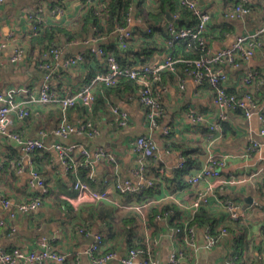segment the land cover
Masks as SVG:
<instances>
[{"label": "crops", "instance_id": "obj_1", "mask_svg": "<svg viewBox=\"0 0 264 264\" xmlns=\"http://www.w3.org/2000/svg\"><path fill=\"white\" fill-rule=\"evenodd\" d=\"M97 1L5 0L0 3V43H6L0 49V94L9 98V92L14 90L15 101L26 104L29 110L26 116L13 112L7 131L43 138L45 142L44 149L28 155L7 134L0 132V198L12 200L9 207L0 202V247H18L29 252L38 248L40 237H45L59 252L68 255L69 264H97L88 249L95 236L102 234L103 243L96 255L107 251L116 253L113 259L102 264H119L131 248L151 249L162 264L167 263L173 252L183 253L180 264H224L232 254H237V264H264V172L253 181L224 186L214 192L208 189V179L181 187L170 179L181 162L187 180L199 175L212 154L228 156L227 164L222 167L226 176L248 175L264 167V147L250 148L252 140L264 141L259 135V113L264 111V82L254 92L259 104L254 113L246 116L240 111L229 110L228 118L220 122V128H213L219 119V110L213 104L214 88L208 84L200 86L193 78L185 77L181 66L176 71L164 72L154 83L165 108L160 126L154 130L149 127L137 82L138 85L127 86L123 81L109 88L97 85L98 100L91 111L80 104L64 111L61 107L28 102L31 94L39 93L50 70L52 87L61 95L73 93L89 83L98 71L105 70L104 57L93 54L90 51L92 46L119 50L122 60L131 65L156 64L173 54L161 33L154 34L153 40L145 38L137 29H147L152 22L167 27V15L169 12L173 15V11L169 9L163 20L147 21L137 15L136 6L132 7L127 27L133 32V38L122 47L120 31L99 37L93 34V25L85 26L84 18L93 4L98 7ZM142 1L148 8L156 7L155 0ZM239 1L199 0L211 15L207 27L211 53L229 48L238 37L253 33L264 24V0H246L249 12L232 17L230 14ZM57 4L62 6V12L53 11ZM40 8L45 12L48 38H43V33L32 35V15ZM192 22L187 13L177 24L179 27L189 26ZM84 27L88 31L87 37L81 33ZM59 28L66 29L69 34L57 33L49 40V33ZM92 39L94 41L88 44L84 42ZM261 41L255 54L241 59L239 67L228 63L223 65L228 90L243 94L246 90L244 76L248 71L255 72L264 81V36ZM51 43L59 48L60 56L51 57V68L48 69L43 65V54L50 49ZM17 48L22 49V54L13 60ZM81 53L85 55L82 61L67 64L68 59ZM175 55L180 56V53ZM113 106L128 113L127 126L118 123ZM65 114L76 127L91 120L98 135L90 138L72 134L61 139L55 129ZM193 114L204 118L196 122ZM166 127L170 129L168 135L163 132ZM141 134H151L158 144L156 156L147 164L148 174L156 184L146 186L144 191L135 195L123 194L115 187L117 179L139 182L134 172L142 155L135 149L134 140ZM57 142H80L90 149L103 146L115 154L118 166L102 161L94 163L93 167L68 169L54 146ZM75 157L77 162L83 160L79 154ZM161 168L166 170V174L161 175L163 179L160 177ZM33 172L45 180L47 192L32 183ZM77 177L95 190L108 191V198L73 208L61 195L74 193ZM202 191L207 192L208 202L193 215L187 206ZM37 196L42 197V205L37 209L17 211L14 217L11 216L16 204ZM225 199L236 202L239 212L245 215L244 220L235 222L230 219L222 204ZM142 205L141 209L135 208ZM187 222L194 227L192 243L187 241L184 231ZM80 228H86L87 232H81ZM210 228H226L228 231L212 248L206 247V232ZM140 258L138 256L137 261ZM15 264L24 263L18 261Z\"/></svg>", "mask_w": 264, "mask_h": 264}, {"label": "built area", "instance_id": "obj_2", "mask_svg": "<svg viewBox=\"0 0 264 264\" xmlns=\"http://www.w3.org/2000/svg\"><path fill=\"white\" fill-rule=\"evenodd\" d=\"M5 0H0L3 3ZM63 1V0H61ZM180 7L188 9L195 19V23L191 26H181L177 24L179 20V14L173 13V19L167 23V28L171 33V38L168 44L171 45L177 40L193 39L198 43V47L201 50L199 57L191 58H175L173 55H168L162 62L156 64L142 63L139 65H131L124 63L122 60L121 52L119 50L109 49L105 46H92L90 51L93 54L104 57L106 61L105 70L98 71L91 79L89 83L80 87L73 93L61 95L57 89L52 87L51 84V70L46 74L44 82L40 87V91L37 95L31 94L28 102L38 103L40 105L48 107H61L64 111L76 104L83 105L90 111L94 108L98 96L95 91L97 85H103L105 87H113L119 84L121 78L127 80H133L140 84V100L147 110V119L151 130L157 129L160 126V119L165 113L164 105L155 91L154 83L158 82L163 73L166 71H176L181 66L182 73L185 77L193 78L200 86L210 85L214 88L213 104L219 110V119L213 128H220V122L225 121L228 118L227 111H240L246 116H251L258 108L259 104L255 97V90L259 84L263 83V79L260 78L255 72L248 71L244 76V83L246 90L243 94L239 95L235 92H231L225 86L227 74L223 68L224 64H230L233 67H239L241 65V59H247L252 57L256 49L261 46V39L264 36V24L258 27L253 33H248L237 38V40L224 50L211 53L210 41L207 36V27L211 19L210 12L203 8L199 0H176ZM246 0H240L235 6L232 17H238L249 12V8L245 6ZM54 12H62L63 8L60 4H57ZM180 13V12H179ZM34 23L32 26V35H39L44 29L47 21H45V12L42 8L34 12L32 15ZM120 34V45L126 47L129 40L133 38V32L126 27H120L117 29ZM92 40H84L85 43H90ZM6 43H0V49L5 47ZM22 54V49L17 48L13 60L18 59ZM60 56V50L56 45H53L49 50H46L43 54V65L48 69L51 68V57L58 58ZM85 55L79 54L77 57H71L68 59L67 64H76L78 61H82ZM181 87H184L182 82ZM14 90L9 92V98H5L0 94V132L7 134L12 141L20 146L24 153L30 155L34 151L42 150L45 148V142L43 138L26 137L19 132L8 133V125L11 123V116L13 112L18 113L20 116H26L29 114L27 105L19 103L13 98ZM113 111L118 117V123L121 126H127L129 124L128 113L118 106H113ZM194 121L200 122L203 120L201 115H192ZM261 126L259 135L264 137V111L259 113ZM165 135H168L170 129L168 127L163 130ZM55 134L61 139L68 138L72 134L79 136H86L93 138L98 135V131L91 120H86L76 127L72 125L66 114L59 126L55 129ZM55 148L59 151L61 161L68 169H76L77 166L93 167L94 163H100L105 161L107 163L118 166V160L115 154L108 148L103 146H97L90 149L84 146L80 142H74L71 144H64L57 142ZM135 149L140 152L142 159L138 162L139 165L136 168L134 175L139 178V182L135 183L132 179H117L115 181L116 189L123 194L135 195L144 191L146 186H155L156 181L148 174V161L152 157H155L158 151V144L151 134H141L134 140ZM264 147V141L254 139L251 141L250 148L260 149ZM75 154H79L83 157L80 162L76 161ZM228 162V156L217 157L216 155H210L208 164L202 170L199 175H193L189 178L190 184H198L202 179H208L209 190L215 191L224 186L245 183L249 180H255L262 172L264 167L256 172L248 175H224L222 167ZM184 167V163L181 162L177 166V170ZM166 170L160 169L161 175H165ZM32 183L42 187L44 192H47V186L45 180L41 178V175L37 172H33ZM61 197L66 200L73 208L78 209L85 204H96L108 198V191L95 190L92 186L77 177L74 183L73 194H62ZM0 202L9 207L12 205L10 198H0ZM208 202L207 192H199L198 196L187 206L191 209L194 215L196 211L205 203ZM223 206L228 210L230 219L235 222H239L245 219L244 213H240L238 205L233 199H225L222 201ZM42 205V197L37 196L29 201H24L16 204V210L11 212V216L14 217L17 211L29 212L37 209ZM133 207V206H129ZM142 206H135V208L141 209ZM192 215V216H193ZM88 224V222H87ZM185 233L187 241L192 243L194 240L195 232L194 227L190 223L185 225ZM181 231V228L177 229ZM81 232H87L86 228H80ZM226 228L208 229L206 232V247L212 248L218 242L222 235L227 234ZM189 237V239H188ZM103 243L102 234L95 236V241L88 249V253L93 256L95 263L102 264L110 259H113L116 255L114 251H107L103 254L96 255L101 249ZM95 254V256H94ZM182 252H173L166 264H180ZM141 256L137 261V257ZM21 261L24 264H53L58 262L60 264H69L68 255L59 252L49 240L45 237H40L38 240V248L25 252L18 247H12L10 249L0 247V264H15ZM119 264H162L152 253L151 249L143 248H131L127 254L122 257ZM224 264H237L236 257L232 256L227 259Z\"/></svg>", "mask_w": 264, "mask_h": 264}, {"label": "trees", "instance_id": "obj_3", "mask_svg": "<svg viewBox=\"0 0 264 264\" xmlns=\"http://www.w3.org/2000/svg\"><path fill=\"white\" fill-rule=\"evenodd\" d=\"M155 3H156L155 8H148L143 5L142 0H138V1L137 0H98L96 2L98 7L96 8V5L94 6L93 4V6L89 9L86 17L84 18L85 26L93 25L95 27V30L93 32L94 35L99 36V37L106 36L120 27L127 26L128 20L131 17L132 7L134 6H136L137 8V15L141 16L143 20H147V21L153 20V19L158 20V21L163 20L167 11L170 9L174 13L179 14V19L182 18V15H185L187 13L190 14L193 19V22L189 26L195 23V19L192 16L191 12L186 8L180 7L179 4L176 2V0H155ZM137 29L147 39L154 40V34L158 32L161 33L164 39L166 40L167 48L173 52L172 55L175 58H181V59L191 58V57H199L201 55V50L198 47V43L193 39L177 40V41H174L171 45H169L168 41L171 38V33L169 29L167 27H163L162 25H157L155 22L149 23L147 29H144V28L141 29L140 27ZM66 32L67 30L62 29V28L54 30L51 33H49L51 34V37H49V40L56 37L57 33L62 34ZM81 33H82V36L87 37L88 35L87 28L84 27ZM40 34H42L41 36L43 38H48L47 37L48 33L46 29H44ZM67 34H69V31L67 32ZM53 45L55 44L51 43L50 48ZM176 53H180V56L175 55ZM124 63L126 64V62ZM123 81H126L125 83L127 84V86L133 83L138 85L135 81L127 80L124 77L120 79L119 84ZM100 86H103V85H100ZM37 151H40V150H37ZM163 178L164 177H162V179ZM170 179L176 184H178L180 187L183 186L184 184L189 183L188 180L185 178V172L182 169L176 170L175 175L170 177ZM90 182L92 183V181ZM169 208L170 207L166 209H169ZM232 256L236 257V261L238 260L237 254H232Z\"/></svg>", "mask_w": 264, "mask_h": 264}, {"label": "water", "instance_id": "obj_4", "mask_svg": "<svg viewBox=\"0 0 264 264\" xmlns=\"http://www.w3.org/2000/svg\"><path fill=\"white\" fill-rule=\"evenodd\" d=\"M167 19H168V20H172V19H173V16L171 15L170 12H169L168 15H167Z\"/></svg>", "mask_w": 264, "mask_h": 264}]
</instances>
